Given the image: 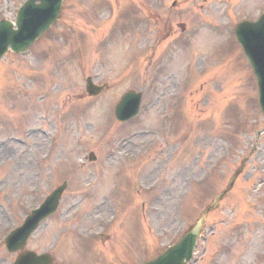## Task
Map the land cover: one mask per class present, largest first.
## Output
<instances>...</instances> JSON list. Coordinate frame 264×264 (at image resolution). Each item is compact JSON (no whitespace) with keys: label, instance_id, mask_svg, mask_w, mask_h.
Segmentation results:
<instances>
[{"label":"rangeland","instance_id":"rangeland-1","mask_svg":"<svg viewBox=\"0 0 264 264\" xmlns=\"http://www.w3.org/2000/svg\"><path fill=\"white\" fill-rule=\"evenodd\" d=\"M23 1L0 0V19H14ZM263 10L264 0H63L56 25L27 53H7L0 264L15 256L3 246L6 234L64 180L57 213L27 248L50 251L56 264L152 258L195 222L244 158L190 264H264V118L232 30ZM89 75L107 89L88 96ZM128 89L143 91V110L118 122L114 105ZM225 141L227 157L200 184Z\"/></svg>","mask_w":264,"mask_h":264},{"label":"water","instance_id":"water-1","mask_svg":"<svg viewBox=\"0 0 264 264\" xmlns=\"http://www.w3.org/2000/svg\"><path fill=\"white\" fill-rule=\"evenodd\" d=\"M38 1V2H37ZM62 0H29L20 9L16 18L17 29L9 21H0V56L10 47L14 51L26 49L33 40L45 31L55 20L60 11ZM236 36L246 55L255 68L260 90V106L264 113V15L254 23L242 22L236 28ZM87 91L96 95L103 86H96L92 83L91 78H87ZM141 98L140 92L128 91L117 103L115 114L119 120H127L133 116L139 107ZM65 186V185H64ZM62 186V188L64 187ZM61 188L56 190L42 205V209L36 211L27 218L26 224L22 228L15 231L8 244L15 243L9 247L11 250L21 248L25 242L26 236L32 230L36 220L55 208L60 196ZM221 196L216 197L212 206L217 204ZM39 214V215H38ZM204 216L194 226V228L175 246L170 248L162 256L158 257L154 262L147 264H184L185 259L190 256L191 247L199 233V229L203 223ZM24 228V229H23ZM24 231V233L22 232ZM18 235L20 237L18 238ZM7 244V245H8ZM28 256L26 264H51L49 255L35 256L33 253ZM21 256H24L22 254ZM21 260V258L19 259ZM25 262V260L23 261ZM16 264H21L18 261Z\"/></svg>","mask_w":264,"mask_h":264}]
</instances>
